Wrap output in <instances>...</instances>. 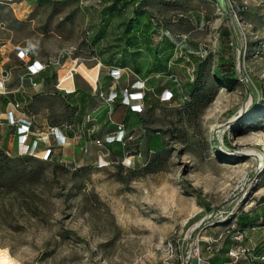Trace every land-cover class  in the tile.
<instances>
[{
	"label": "rangeland",
	"instance_id": "rangeland-1",
	"mask_svg": "<svg viewBox=\"0 0 264 264\" xmlns=\"http://www.w3.org/2000/svg\"><path fill=\"white\" fill-rule=\"evenodd\" d=\"M98 3L0 0L2 55H12L16 72L21 63L14 51L21 46L46 61L75 60V83L89 90L95 53L87 31L96 25ZM153 5L168 31L186 34L185 46L210 49V70L221 27H227L223 41L231 50L224 58L233 59L234 79L219 83L210 101L187 113L177 107L186 78L179 70L176 101L131 117L140 142L133 156L111 158L103 144L91 141L72 161L49 160L44 180L30 190L0 191V246L21 264H186L197 253L208 255V244L218 251L240 226L241 214L259 216L261 228L249 237L264 240V0ZM168 78L152 76L146 86L168 88ZM52 81L49 76L45 84ZM60 84L72 88L66 75ZM41 99L51 118L65 117L63 99ZM102 101L93 96L89 109L104 107ZM125 112L115 104L110 117L117 122ZM162 147L168 152L160 168L146 172V159ZM98 154L106 165L97 166Z\"/></svg>",
	"mask_w": 264,
	"mask_h": 264
},
{
	"label": "trees",
	"instance_id": "trees-1",
	"mask_svg": "<svg viewBox=\"0 0 264 264\" xmlns=\"http://www.w3.org/2000/svg\"><path fill=\"white\" fill-rule=\"evenodd\" d=\"M174 1L168 0L167 4H174ZM145 3L146 0H99L97 22L96 25L89 26L87 32H91V34L88 36L87 42L92 46L95 55L106 65L127 67L137 77L145 79L147 84L150 77L155 76V74L163 77H168V75H176L177 77V72L183 70L186 76L183 81L185 97L177 102V107L181 111L193 113L212 99L219 83H228L234 79L231 74L235 70L233 59L224 58L231 48L228 42L223 41V38L229 36L230 31L224 25L221 27L220 43L212 51L218 60L216 67L210 70L208 67L210 49L203 56L187 50H184L181 55L175 56V42L163 31L166 26L150 9L149 6L153 4ZM114 30H117V35L109 38L108 34L114 33ZM170 34L173 38H179L171 32ZM109 40L112 41L109 42ZM191 44L193 47L197 46L194 42ZM188 68H192L190 74L187 71ZM105 78L109 84L110 75H106ZM168 80L171 81L169 88L172 89L175 80L171 77ZM161 89L162 87L159 86L144 93L142 98L144 107L153 108L178 99V95L174 93L170 101L160 100ZM74 93L75 96H73ZM89 98L88 92L80 88L64 94L66 109L68 114L72 116L69 123L74 125L82 123V116L87 109ZM115 104L122 105L126 109L123 119L117 122L128 125L131 117L139 114L122 102L120 97H116L112 102L110 116ZM85 124L90 126L91 121ZM92 134L94 137V133ZM139 146L138 140H127L125 144L114 141L107 145L109 152L116 158H121L125 154L137 153ZM167 152L168 149L165 147L152 152L146 159L143 169L146 172L159 169L167 156ZM48 161L31 155L9 154L5 148L0 147V191L10 192L20 190L21 187L25 186L27 190H30L32 186L44 180L43 169L50 164ZM52 165L55 167L58 164ZM29 203H32L31 196ZM259 220V216L248 218L246 214H241L238 219L240 226L233 229L232 232L234 234L236 231H243L245 237H249L251 233L257 232L261 228L258 226L262 224ZM255 229L256 231H254ZM259 253H264V240L261 239H258L257 242L253 241V247L246 256L242 255L238 259L229 256L224 264H258L257 261L251 259V256ZM203 261L200 264H204ZM206 264H213L210 258Z\"/></svg>",
	"mask_w": 264,
	"mask_h": 264
},
{
	"label": "crops",
	"instance_id": "crops-1",
	"mask_svg": "<svg viewBox=\"0 0 264 264\" xmlns=\"http://www.w3.org/2000/svg\"><path fill=\"white\" fill-rule=\"evenodd\" d=\"M168 0H146L145 4H167ZM152 10L154 5L149 6ZM160 13V12H159ZM207 18V15L203 16ZM200 20V19H199ZM197 22V20L195 19ZM117 30H114V33L110 32L109 38L116 36ZM112 40H109V42ZM5 45V44H3ZM2 45V46H3ZM2 46L0 47V76L3 77L5 80V87L6 92L0 93V147L5 148L7 152L14 153V146H15V128L13 125L7 124L4 120V110L9 108L10 103L13 100H19L21 103V110L32 119L33 124L38 127L42 131H47L50 126H58L63 134L66 136L65 142L62 145H57L55 147L56 154L59 160L63 161H72L74 160L75 153H77V149L80 148L79 152H82V147L87 144L88 142H94V139L97 137H103L106 133L111 132L115 128L116 123L122 122H114L110 119V125L108 124V119H106V114L110 117V111L112 108V103L108 104L107 102L102 101L103 106L97 108H91L90 106V99L95 96V98H100L98 96V90H102L107 92L112 87L116 89H120L124 85H128L133 78L137 77L131 70L124 71L120 78L116 81V83H112L110 78V83L107 84L105 81V76L108 75V68L110 66L106 65L98 56L94 55L93 58L99 59L101 61V65L98 67L95 63L92 65L90 70L94 71L95 74H98V81H97V90H94L93 85L94 83L91 80H87L89 83V90L82 88L79 86L78 83H75V73L71 79L72 88H67L68 86L61 85L57 86V81L64 75H66V70L70 67V63H61L60 61H46L43 58L36 57L29 48L25 46H21L19 48H26L29 50L30 58L37 59L38 61L45 63L43 69L39 72L36 76L37 86H32L28 80V78L22 77L26 73L25 63L20 60L17 55L16 51L14 54L16 55L17 59H19L21 65L18 72L15 71V65L12 63L11 57L12 55L8 53L7 55H2L3 49ZM72 64V63H71ZM59 66V67H57ZM61 68H63V72H61ZM131 72L134 77L131 78ZM16 73V74H15ZM94 74V75H95ZM51 76L52 83L45 84L48 77ZM130 77V79H128ZM146 85H147V81ZM76 88H80L81 90H85L88 92L90 98L87 109L85 114L82 116V123L79 125H74L69 123L72 116L68 114V110L66 111L65 117L61 120L56 118H51L49 115V106L41 99L44 95L49 94L50 97H58L64 99V94L73 92ZM169 88V87H168ZM149 89V88H148ZM150 88L149 90H152ZM59 90V92H57ZM75 96V93L73 94ZM41 97V98H40ZM44 99V98H43ZM42 100V101H41ZM89 114V118L86 115ZM133 114V112H131ZM75 116V115H74ZM91 121L90 126H86L85 123ZM126 126H129L126 124ZM103 128H107L106 131L102 132ZM111 128V129H110ZM70 130H73V133H70ZM94 133V137L93 134ZM102 133V134H101ZM49 140L53 141V136L50 134L48 135ZM102 145V144H101ZM107 145L110 143H103V147L107 150L111 158H115L112 153L109 152V148ZM95 159V158H94ZM256 231V230H255ZM251 238V237H250ZM234 240L229 236L221 245V250L215 251L213 254H208L204 256V264L210 258L213 264H224L225 261L228 260L229 255L227 254V249L230 245H232ZM251 242L252 238H251ZM206 253V252H204ZM212 256V257H211ZM201 261H198L196 257H192L187 264H200ZM181 264V263H176Z\"/></svg>",
	"mask_w": 264,
	"mask_h": 264
},
{
	"label": "built area",
	"instance_id": "built-area-1",
	"mask_svg": "<svg viewBox=\"0 0 264 264\" xmlns=\"http://www.w3.org/2000/svg\"><path fill=\"white\" fill-rule=\"evenodd\" d=\"M163 31L175 42V56L181 55L184 50L191 52L194 51L201 56L206 54L207 49L199 43H196V47L185 46L187 42L186 34H181L179 35V38L176 39L173 38V36L167 29ZM2 45L3 44H0V47ZM16 55L25 63L26 73L22 77L28 78L32 86H37L38 83L36 80V76L43 69L45 63H42L37 59L31 60L29 50L26 48H19L16 51ZM95 64L99 67L101 65V61L99 59H96ZM78 67H80V63H76V61L73 60V63L65 72L66 76L72 78ZM191 70L192 68H188L187 71L189 74L191 73ZM124 71H129V69L127 67L119 66L109 67L108 74L110 75L112 83H116V81L120 78L121 74ZM155 76H158V74H155ZM168 77L177 80L176 75H168ZM90 80L94 83V90H97L98 74H95L94 77ZM56 84L57 86H59L60 80H58ZM148 90L149 89L146 86L145 79L136 77L128 85H125L120 89L112 87L107 92L98 90V96L108 104L112 103L116 97H120L121 101L127 104L132 110L140 112L144 108L142 101L143 95ZM3 92H6L5 80L0 76V93ZM174 93L177 94L176 90L162 87L159 93V99L162 101H170ZM20 108V101L13 100L10 103L9 108H6L4 110L5 122H7V124L9 125H13L15 128L14 153L11 154L20 156L31 155L43 160H59L55 151V147L57 145H62L65 142L66 138L61 129L58 126H50L47 131L40 130L33 124L32 119L28 117ZM86 117L89 118V114H87ZM50 134L53 136V141H50L48 138V135ZM136 138L137 134L131 126H126L124 123H116L113 131L106 133L103 137L95 138L94 141L98 145L103 143H111L114 141L125 144L127 140H136ZM125 155L129 157L133 156V154ZM96 163L97 166L100 167L106 165L108 163V160L103 158L102 155L98 154L96 157ZM231 238L235 240V243L229 246V248L227 249V254L233 259H238L242 255L246 256L247 252H249V250L253 247L251 238L245 237V232L243 231H236L231 235ZM206 248L210 250L209 254L214 253V250L212 251V248L209 244L206 246ZM220 248L221 247L217 248L216 250H219ZM196 258L198 261H202L204 259V256H200L197 253ZM251 259L257 261L258 264H264V253L252 255Z\"/></svg>",
	"mask_w": 264,
	"mask_h": 264
},
{
	"label": "bare ground",
	"instance_id": "bare-ground-1",
	"mask_svg": "<svg viewBox=\"0 0 264 264\" xmlns=\"http://www.w3.org/2000/svg\"><path fill=\"white\" fill-rule=\"evenodd\" d=\"M0 264H21L7 247L0 246Z\"/></svg>",
	"mask_w": 264,
	"mask_h": 264
}]
</instances>
